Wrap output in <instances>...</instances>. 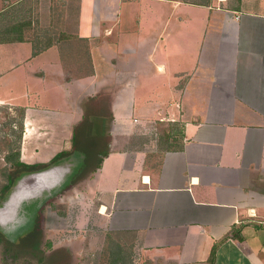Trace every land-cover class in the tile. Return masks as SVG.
I'll list each match as a JSON object with an SVG mask.
<instances>
[{
    "label": "crops",
    "instance_id": "obj_1",
    "mask_svg": "<svg viewBox=\"0 0 264 264\" xmlns=\"http://www.w3.org/2000/svg\"><path fill=\"white\" fill-rule=\"evenodd\" d=\"M94 97L109 150L48 263L264 264V0H0V105L62 128L39 163Z\"/></svg>",
    "mask_w": 264,
    "mask_h": 264
},
{
    "label": "rangeland",
    "instance_id": "obj_2",
    "mask_svg": "<svg viewBox=\"0 0 264 264\" xmlns=\"http://www.w3.org/2000/svg\"><path fill=\"white\" fill-rule=\"evenodd\" d=\"M82 51H86L85 45L82 48ZM84 95L85 94H82V101L84 99ZM101 101H102L101 97L100 98L94 97L91 99L88 98L84 102L83 105L84 108L82 109L83 113L84 110L85 112H87L86 110L87 108L91 106H96V104L98 105ZM21 109H23V115H24V108L17 106H9L5 104L0 105V199L2 197L1 196L2 189L8 184L9 179L11 178L10 173L12 172V165L10 162L5 160V157L10 153H14L18 151L19 160L24 164L27 165L47 164V163H39L40 162V157H38L39 152H41L40 154H42L45 151H47V150L43 151V148L41 146L42 144H50L51 142L56 144L57 142L51 140L52 135H50V133L56 134L57 132H61L62 129L61 126H59V124H56V122H52V121L45 124L29 125L28 126L29 128H31L32 130H36L32 133L31 137L35 136L38 138L32 140V138L30 139V135H29V137H25V139L23 140L22 135L25 132V129H24V125L23 124L21 125V123L23 122V115ZM90 112L91 114H88L89 117L88 120L92 123L91 134L95 136H102L100 122L102 121L103 116L94 114L92 109H90ZM67 126H69V124H67ZM76 126H74V128ZM20 130H22L21 136H20ZM102 139H103V144L104 143L109 144L111 140V136L108 133L104 135ZM69 143L70 142L63 141V145L65 147H68ZM38 144L39 146H37ZM36 146L39 148H36ZM80 147L81 148L83 147L84 149L83 145ZM53 152L54 151H49V153L45 154L46 156L43 158L45 160H48ZM89 174H87L86 177ZM85 178H83L82 180H84ZM79 182L72 184L73 183L72 181L68 187H66L64 190L58 193L53 199L49 200L41 207L39 214L36 218V220L38 218L40 219V229L42 230L41 233L42 240L38 248L36 247V245H32L31 252L28 250L24 251V248L27 247L26 244H28V242L30 241L27 237L30 236L31 233H33L34 231L33 228L31 233H28L26 236L20 239V241L22 240V243H20L19 241L17 244H15L20 249L19 252L17 253L18 254L17 256L14 249H11V247L6 246L4 242L3 243L0 242V264H40L46 261L44 256H47L50 253L52 254V252H54L56 248H57L56 251L60 250L59 252H61L63 255L69 253L68 251L66 253V250L63 246L66 244L65 243L66 241L73 240L76 237H78L80 234H82V226L79 227L76 225L77 224L76 216L78 215V213L82 211V208L78 201L72 204V203H68L66 198L68 197V194L71 191L69 189L75 186L76 184H78ZM92 217H94V214L92 215ZM46 252L48 253L46 254ZM61 253H55L54 256H57L58 258L61 255ZM43 257L44 259L40 260ZM95 257L97 258V256ZM96 258H94L93 256L92 260L95 261ZM60 259L63 258L59 257L58 260ZM66 259H68L67 256ZM69 263L70 260L67 262V264ZM43 264H50V263L47 262ZM76 264H81V261L80 263H76Z\"/></svg>",
    "mask_w": 264,
    "mask_h": 264
},
{
    "label": "water",
    "instance_id": "obj_3",
    "mask_svg": "<svg viewBox=\"0 0 264 264\" xmlns=\"http://www.w3.org/2000/svg\"><path fill=\"white\" fill-rule=\"evenodd\" d=\"M85 154L73 151L46 167L20 173L0 199V234L12 244L31 233L41 207L80 173Z\"/></svg>",
    "mask_w": 264,
    "mask_h": 264
},
{
    "label": "trees",
    "instance_id": "obj_4",
    "mask_svg": "<svg viewBox=\"0 0 264 264\" xmlns=\"http://www.w3.org/2000/svg\"><path fill=\"white\" fill-rule=\"evenodd\" d=\"M22 115H23V109H21ZM89 111V110H88ZM88 114L86 113L82 119V121L73 129V135H72V143H71V149L68 152H60L56 154L47 164H34V165H27L22 163L19 160V152H14L10 153L5 157V160L10 162L12 165V172L11 178L9 179L8 184L2 189L1 196L6 192V190L10 187L12 184L13 180L22 172H27V171H34V170H39L47 165L57 161L58 159L69 155L73 151H79L85 154V159H84V165L83 168L81 169L80 173L76 176L75 180H73V183L81 181L83 178L86 177L87 174L95 171L101 164L102 158L105 157L108 153V143L103 144V139L98 138V137H93L91 136V122L88 120ZM23 123H21L22 125ZM23 128V126H22ZM21 128V129H22ZM23 130V129H22ZM20 130V136H21V131ZM84 146L81 148L80 146ZM42 230L40 229V219L38 218L36 220V224L34 227L33 233L30 234L27 238L30 240L28 242L27 247L24 248V251H32V245H36L38 248L42 236H41ZM0 242H4L6 246L11 247V249H14L16 252V256L18 255L17 253L19 252V247L16 246L15 244H11L9 241L4 240L2 235L0 234ZM22 243V240L20 241ZM19 243V244H20ZM36 249V248H35ZM21 252V251H20ZM56 264H60L59 262Z\"/></svg>",
    "mask_w": 264,
    "mask_h": 264
}]
</instances>
